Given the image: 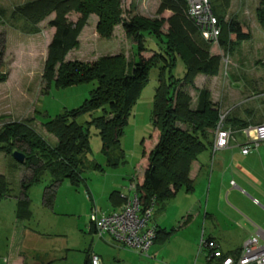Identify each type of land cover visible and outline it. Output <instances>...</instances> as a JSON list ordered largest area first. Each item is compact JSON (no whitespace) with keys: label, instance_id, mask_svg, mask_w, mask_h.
Instances as JSON below:
<instances>
[{"label":"trees","instance_id":"16d2710c","mask_svg":"<svg viewBox=\"0 0 264 264\" xmlns=\"http://www.w3.org/2000/svg\"><path fill=\"white\" fill-rule=\"evenodd\" d=\"M207 1L219 27L215 42L204 41L186 19V0H159L155 15L170 13L167 18L159 19L137 15L123 18L121 0H31L12 9L10 17L21 20V31L28 35L37 34L38 24L53 16L46 23L53 33L46 46L40 76L44 91L51 83L55 88L95 83L87 99L77 108L62 110L41 123L43 130L55 138L53 145L35 132L30 124L32 119L11 121L0 126V153L7 156H11L13 151L22 153L25 157L23 163L13 162L30 171L27 179L20 180V197L15 201L16 220L29 219L26 193L43 176L48 177L41 195V204L45 208L52 204L55 189L63 180L74 187L82 182L80 167L90 152V126L97 132L101 154L108 156L107 167L113 169L122 161L119 138L132 105L147 83L150 69H157V84L150 110L151 125L157 131L156 142L147 154L142 151L144 167L140 178H131L128 183L133 181L135 184L141 210L150 207L151 213L154 207L158 211L163 210L166 201L177 192L192 191L188 176L190 165L203 152L209 151L211 157L212 132L219 115V107L212 102L209 91L204 87L195 88L194 78L197 75H217L221 56L210 53L211 45H217L227 54L251 38L242 23L232 17L224 19L228 0H223L224 7L219 6L217 0ZM71 13L77 15L74 22L67 20ZM90 15L96 17L94 30L99 38L109 39L114 28L120 26L124 36L135 44L139 60L126 61L121 54L102 56L91 62L65 60L67 53L78 47V35ZM254 17L264 30V0H259ZM163 25H166L165 33L160 30ZM144 35L153 38L157 46V51L147 59L140 56L144 51ZM2 54L3 45L0 47V60ZM176 60L183 66L181 78H174L171 73ZM6 79L7 73L0 63V83ZM189 88L196 93L193 105L187 91ZM97 110L100 111L99 116L84 124L76 122L79 117ZM224 126L235 130L237 136L248 125L226 116ZM113 151L119 152L118 157L109 156ZM90 166L101 170L95 163ZM125 191L126 194L117 190L109 192L107 201L112 208L121 206L124 195L128 193L126 188ZM8 195V184L0 175V201ZM152 227L154 238L151 245L164 244L174 232L173 228ZM89 229L94 232L90 223ZM83 264H88L87 257Z\"/></svg>","mask_w":264,"mask_h":264},{"label":"rangeland","instance_id":"374dc122","mask_svg":"<svg viewBox=\"0 0 264 264\" xmlns=\"http://www.w3.org/2000/svg\"><path fill=\"white\" fill-rule=\"evenodd\" d=\"M28 1L31 0H0V47L3 45L0 63L3 71L7 73L6 81L0 83V126L11 121L32 119L30 124L35 132L49 145H53L55 138L43 130L41 123L54 117L62 110L68 111L77 108L87 99L88 92L94 88L95 83L65 88H55L51 83L44 91V83L41 82L40 76L46 46L52 33V29L46 23L53 16L50 15L38 24L37 34L23 33L21 31L22 21L16 18L12 19L10 14L15 6ZM258 3L259 0H228L224 19L232 17L242 23L248 29L251 38L241 42L232 53L227 54L218 49L217 45H211L210 53L221 56L218 73L215 77L197 75L193 81L196 88L209 89L211 100L219 107V112L228 111L227 117L229 118H242L243 109L253 110L248 114L243 113L246 115L245 118L250 115L255 118L257 116L264 118V30L258 26L254 17V10ZM158 4L159 0H121L122 15L125 18L133 15L147 19L167 18L169 12H163L160 16L155 15ZM217 4L224 7L223 0H217ZM76 17L77 15L71 13L67 16V20L74 22ZM186 19L188 20L187 16ZM95 21L94 15L87 18L86 25L77 38L78 47L69 51L65 60L91 62L102 56L111 57L118 54L123 55L126 61L136 62L139 60L135 44L124 36L120 26L114 28L109 39H102L95 33ZM160 30L165 33L166 25H163ZM155 44L153 38L144 35L142 42L144 51L140 53V56L145 59L150 57L152 52L157 51ZM171 73L174 78H181L183 66L179 60H176ZM156 77L157 69H150L147 83L126 118V124L119 138L122 161L113 169L107 167L108 156L105 157L101 154L97 132L90 126L88 128L90 152L85 155L80 167L82 182L74 187L63 180L55 189V197L48 212L42 210L40 205L42 189L48 183V177L43 176L40 182L29 187L26 193L29 199L28 209L31 213V221L19 222L13 215L15 201L20 197V180L27 179L30 171L20 165H15L11 156L0 153V175L5 178L9 189L8 197L0 201V264H5L8 257H12L15 253V246L11 249L13 254L8 253L14 233L17 232L18 235H21L19 230L23 226L40 232V227H37L36 224L40 219V214L44 213L49 215V217L47 216L49 220L58 219L57 222L48 221L46 223L49 229L57 228V231L48 234L49 236L46 235L47 233H42L45 245L36 248L37 254H41V250L46 247L51 253L56 254L53 264H61L58 249L66 242L72 247L71 251L67 253L70 261L76 263L79 260V263L82 264L88 249V254L90 251L96 254L101 252L100 255L105 256L103 264H108V254H111L108 251L109 239L106 237L100 239L96 234L87 232L89 216L92 211H95L97 215L107 214L108 192L117 190L126 194L125 188L129 179L140 178L142 175V164L138 165L142 158V151L146 154L149 152L155 144L153 135H157L150 119L151 101L157 84ZM187 91L193 105L196 93L190 88ZM99 115L100 111L97 110L79 117L76 122L84 124L90 118ZM234 138L235 141H230L229 145L235 146L242 141L244 143L242 136ZM259 145L264 146V143ZM222 150L213 154L215 159ZM208 152L202 154L209 157L208 164L210 165L213 155L210 157V152ZM112 155L118 157L119 152L113 151L109 156L112 157ZM92 163L99 165L101 170L92 169L90 166ZM198 196L196 191L177 192L171 200L166 201L163 210L158 211L156 207L153 208L148 225L157 223L159 227L166 229L176 225L179 214H183L188 203L197 199ZM252 206V204L248 205V207ZM253 207L256 208V206ZM61 222H65L68 229L61 226ZM198 226L200 227L199 223ZM61 232H66L65 234L70 235V238L67 235L64 237L57 235ZM177 235L181 237V235ZM28 241L32 245L29 239ZM109 243L117 247L110 240ZM197 245L192 248L184 244L180 238H176L175 240L169 239L162 245L153 244V247L162 249L156 260H160L164 264H193L194 260L196 261L194 264H206L203 256L197 252ZM114 246L110 251L114 249L125 255H137L129 250H120ZM36 253L26 252L24 253L26 255L23 256L29 261L30 257ZM148 257H151L149 253Z\"/></svg>","mask_w":264,"mask_h":264},{"label":"crops","instance_id":"0c3cea01","mask_svg":"<svg viewBox=\"0 0 264 264\" xmlns=\"http://www.w3.org/2000/svg\"><path fill=\"white\" fill-rule=\"evenodd\" d=\"M51 32L53 33V29ZM250 111L253 112L252 109H243L242 118H231L245 122L251 127L257 126L264 121V118L261 116L255 118L250 115L248 118H245L246 115H243V113L248 114ZM153 136L154 142H156V135L154 134ZM237 137L241 136L237 135ZM243 147H245V142L243 143V141L238 145L235 144V146L228 145L217 155L216 159L214 155L211 157L210 165L208 164L209 157L207 158L203 154L191 163L188 176L192 182V192L196 191L199 196L188 203L183 214H179L177 224L170 227L174 229V232L169 239L175 240L176 238H180L184 244L192 248L198 244L200 238L213 240L217 243L222 255L231 257H236L246 239L256 237L259 242L264 239V210H262L264 209V146L258 145L255 148L247 146L249 151L244 155L240 153V149ZM218 151L220 152V150ZM142 163L143 160H140L138 165ZM141 167H144V164ZM107 203V213L117 210L112 208L108 201ZM249 204L256 206V208L253 206L248 207ZM40 205L44 211L49 212V209H51L43 207L41 200ZM45 214L47 213L40 214V219L36 224L37 227H40L39 231L41 233L32 231L25 226L20 227L19 232L21 235H18L17 232L14 233L8 253L13 254L11 250L13 246H15V253L12 257H8V261L5 264H53L55 262L56 254L51 253L46 247L41 250V254L36 253V248H41L45 245L41 236L42 233L50 235L53 231H57V228H48L46 223L52 220H49L47 218L49 215ZM52 214L54 213L52 212ZM31 220L30 213L29 219L23 221ZM57 221L58 219H55L52 222ZM219 221L222 227L219 225ZM60 224L68 229V225L65 222H61ZM154 225L158 226L157 223L152 224V226ZM87 232L94 235V232L89 229V224L87 225ZM65 233L61 232V234L57 235L64 237L67 235ZM177 234L181 235V237H178ZM67 237L70 238V235H67ZM28 239L32 242L33 246L29 243ZM109 240L108 251L111 254H108V264H164L160 260H156L161 254L162 249L154 248L153 245L149 247L145 256L138 254L125 255L118 250L113 249V252L110 251L114 245H111ZM102 241L104 242V240ZM116 248L122 249L118 246ZM71 249L72 247L66 242L60 246L58 257L62 261L61 264H80L79 260L76 263L70 261L67 253ZM26 252H34L36 254H33L28 261L23 256L26 255L24 254ZM100 253L96 254L90 251L88 254L87 249L85 257L88 258V264H90L89 257L92 254L98 256L100 263L103 264L105 256H101ZM148 253L151 257H148ZM205 253L202 252L201 255L206 264H218L213 260L206 262L204 258ZM160 259L163 258L160 257ZM195 262L194 260L193 264Z\"/></svg>","mask_w":264,"mask_h":264},{"label":"built area","instance_id":"2783aa9c","mask_svg":"<svg viewBox=\"0 0 264 264\" xmlns=\"http://www.w3.org/2000/svg\"><path fill=\"white\" fill-rule=\"evenodd\" d=\"M186 16L204 41H216L219 27L207 0H186ZM227 114L228 111L219 112L212 132L211 156L216 151L226 148L230 141H235L236 131L224 126ZM239 133L245 142V147L240 149V153L244 155L249 151L247 148L249 144L255 148L264 143V122L253 127L247 126ZM126 190L128 193L124 195V202L117 210L100 215L92 211L89 223L98 238L107 237L118 247L145 256L154 238L153 227L148 225L151 208L141 210L133 181L128 183ZM197 252L200 254L206 252L204 256L206 262L213 260L218 264H264V239L261 242L256 237L246 239L236 257H231L222 255L215 241L200 238ZM89 260L90 264H101L96 255L92 254Z\"/></svg>","mask_w":264,"mask_h":264},{"label":"water","instance_id":"95a60500","mask_svg":"<svg viewBox=\"0 0 264 264\" xmlns=\"http://www.w3.org/2000/svg\"><path fill=\"white\" fill-rule=\"evenodd\" d=\"M11 157H12L13 161L16 162V163H18V164L23 163V161L25 159L24 155L22 153H20V152H17V151H13L11 153ZM250 200L252 201V199H250ZM262 210H264V209H262Z\"/></svg>","mask_w":264,"mask_h":264}]
</instances>
